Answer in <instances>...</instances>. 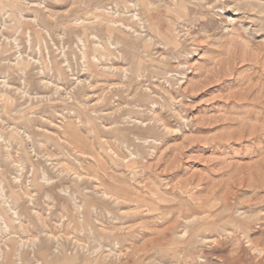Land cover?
<instances>
[{"label": "rangeland", "instance_id": "1", "mask_svg": "<svg viewBox=\"0 0 264 264\" xmlns=\"http://www.w3.org/2000/svg\"><path fill=\"white\" fill-rule=\"evenodd\" d=\"M0 264H264V0H0Z\"/></svg>", "mask_w": 264, "mask_h": 264}, {"label": "bare ground", "instance_id": "2", "mask_svg": "<svg viewBox=\"0 0 264 264\" xmlns=\"http://www.w3.org/2000/svg\"><path fill=\"white\" fill-rule=\"evenodd\" d=\"M251 4V3H250ZM172 224V223H171Z\"/></svg>", "mask_w": 264, "mask_h": 264}]
</instances>
